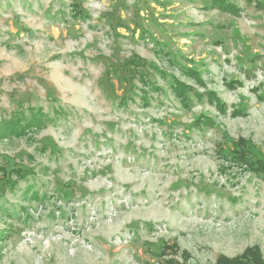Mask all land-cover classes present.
<instances>
[{
  "label": "rangeland",
  "instance_id": "374dc122",
  "mask_svg": "<svg viewBox=\"0 0 264 264\" xmlns=\"http://www.w3.org/2000/svg\"><path fill=\"white\" fill-rule=\"evenodd\" d=\"M230 2L0 0V129L54 118L0 135V264L264 262V176L230 153L264 159V9Z\"/></svg>",
  "mask_w": 264,
  "mask_h": 264
},
{
  "label": "trees",
  "instance_id": "16d2710c",
  "mask_svg": "<svg viewBox=\"0 0 264 264\" xmlns=\"http://www.w3.org/2000/svg\"><path fill=\"white\" fill-rule=\"evenodd\" d=\"M212 6L219 10L225 11L231 14H237L239 12V8L236 7L234 4L230 2V0H211ZM249 3H255L256 7L260 10L264 9V0H246ZM197 81H200V77L193 73L192 76ZM171 89L174 94L184 103L186 104L189 100L191 101V94L195 95V92L189 87L185 86L183 83L179 82L178 80H173L171 83ZM199 95V94H197ZM196 96V95H195ZM213 101L218 104V107L222 110L224 109V103L218 100L217 98H213ZM55 114L57 115L56 119L65 121L66 115L65 113L59 111L55 108ZM235 115H245L243 109H239ZM22 114H16L9 120H5L3 126L0 129V135L2 133L8 132V130L12 133H17V135L25 134L26 129H31L32 127H36L40 129L44 127L48 122H52L46 114L43 113L41 109H37V111H31L30 119L25 122L23 126L19 129L17 127L20 125V121L22 119ZM56 120V121H57ZM212 121L207 120H197L196 126L199 125H211ZM236 148L230 152L231 158L235 161V163L240 164L241 166L247 167L250 171L255 172L258 175L264 176V159L257 156V149L255 145L245 140H239L236 144ZM5 175L7 176L0 182V185L9 186V189L14 190L17 187L18 182H13L11 178H9V170L5 171ZM10 173L13 174L17 179L25 180L30 175L34 174L32 170H23L20 168L10 170ZM28 192V189L24 191V193ZM31 198L34 200H39L38 192H34L31 195ZM175 260H168L167 264H176ZM218 264H264L259 254L258 248H249L241 257L236 259L230 260L225 257H220Z\"/></svg>",
  "mask_w": 264,
  "mask_h": 264
}]
</instances>
